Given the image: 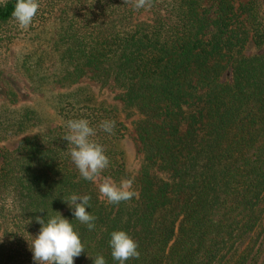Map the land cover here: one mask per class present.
Segmentation results:
<instances>
[{
  "label": "trees",
  "instance_id": "1",
  "mask_svg": "<svg viewBox=\"0 0 264 264\" xmlns=\"http://www.w3.org/2000/svg\"><path fill=\"white\" fill-rule=\"evenodd\" d=\"M37 2L31 24L60 23L58 81L111 80L136 116L142 158L133 175L118 147L127 126L116 103L63 95L59 125L0 152V264H36L28 242L41 228L36 219L59 213L84 246L74 264L97 255L117 264L108 243L115 230L138 243L139 258L126 264H264V0H148L139 10L133 0ZM15 3L0 5L1 46L19 28ZM142 12L151 16L140 20ZM81 118L110 161L97 177L133 179L132 199L109 204L80 176L63 137ZM37 120L0 110L5 136ZM104 120L115 122L112 134L100 129ZM74 193L91 197L94 230L63 201Z\"/></svg>",
  "mask_w": 264,
  "mask_h": 264
},
{
  "label": "rangeland",
  "instance_id": "2",
  "mask_svg": "<svg viewBox=\"0 0 264 264\" xmlns=\"http://www.w3.org/2000/svg\"><path fill=\"white\" fill-rule=\"evenodd\" d=\"M150 16L149 12H142L138 19L146 20ZM59 31V20L53 16L42 23L30 24L27 28L19 26L11 43L4 46L0 43V110H7L15 119L29 111L38 119L35 125H31L29 130L20 135L9 137L0 130V152L5 148L15 147L23 134L59 125L61 116L58 101L63 95L72 93L71 99L75 97L94 104L103 101L117 104L120 118L127 126L118 147L124 152L128 171L136 174L142 158L133 125L136 116L124 109L119 98L120 91L113 86L111 80L103 84L85 75L74 83L62 84L58 81V74L64 66L59 53ZM252 52L254 50L249 41L245 53ZM224 77H229V71ZM106 181L117 185L121 182L99 177L95 179L98 187Z\"/></svg>",
  "mask_w": 264,
  "mask_h": 264
},
{
  "label": "clouds",
  "instance_id": "3",
  "mask_svg": "<svg viewBox=\"0 0 264 264\" xmlns=\"http://www.w3.org/2000/svg\"><path fill=\"white\" fill-rule=\"evenodd\" d=\"M6 2L7 0H0V5H5ZM147 4L148 0H133V7L136 10L146 7ZM38 7L37 0H16L12 16L19 26L27 28L37 14ZM99 127L104 132L112 134L115 122L104 120ZM67 128L68 133L63 138L72 145L69 151L72 162L83 179L95 182L96 177L107 169L110 163L103 147L90 139L95 135L96 130L90 126L89 121L82 118L69 120ZM132 184L133 179L122 180L119 185L106 181L100 185L99 191L109 204H119L137 195L132 190ZM90 200L89 195L74 193L63 201L69 206L72 216L91 231L95 228L96 218L87 211L90 207ZM36 220L41 228L38 234L28 241L36 264H74V258L85 250L70 220L60 213L49 217L47 221L41 217ZM108 243L112 259L117 264H126L129 259H138L140 256L138 243L124 230L113 231ZM92 262L93 264H106L103 255L92 258Z\"/></svg>",
  "mask_w": 264,
  "mask_h": 264
}]
</instances>
